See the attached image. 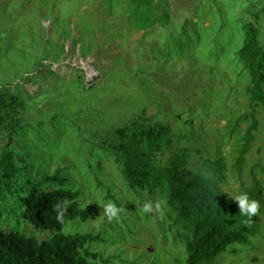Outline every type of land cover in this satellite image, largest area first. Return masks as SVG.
<instances>
[{"label": "rangeland", "instance_id": "374dc122", "mask_svg": "<svg viewBox=\"0 0 264 264\" xmlns=\"http://www.w3.org/2000/svg\"><path fill=\"white\" fill-rule=\"evenodd\" d=\"M98 2L0 0V87L6 83L22 96L44 91L43 98L30 101L27 113L35 115L51 106L50 95H61L69 119L81 123V131L70 125L61 128L52 151H42L36 144L34 152V165L43 171L68 168L72 185L83 188L85 205L94 209L89 222L72 223L68 230L99 234L95 248L110 264H185L180 227L174 226L173 213L160 192L137 198L117 163L108 158L97 167L114 195V200L108 199L105 184V189L99 187L85 167L91 131L101 133V140L104 130L110 132L131 119L132 109L141 108L151 123L170 124L176 139L182 133L176 143L188 150L189 168L211 175L219 160L221 186L228 195L233 198L254 189L249 196L261 204L253 217L257 233L250 246L231 245L234 250L223 252L220 264H264V104L250 97L251 75L235 59L244 22L255 26L264 50V0H151L148 8L138 11L117 5L110 12ZM165 11L170 12L168 18L161 17ZM147 18L155 23L152 27L146 26ZM200 18L202 24L188 32V20L195 23ZM178 28L184 32L176 41ZM169 36L174 41L168 39L167 47L160 48ZM52 47L54 52L63 47V54L50 66L42 65ZM217 48L222 50L220 57ZM52 56L43 61H53ZM117 68L123 74L115 76ZM35 71L39 72L33 80L24 79L26 72ZM92 84L98 86L89 95L84 87ZM65 90L67 95L62 94ZM195 103L205 105L206 115L187 123L183 110ZM121 108L125 109L119 115ZM253 117L258 128L240 161L244 133ZM96 154L92 161L101 158ZM145 200L160 202L161 211L142 213L139 205ZM110 201L120 208L118 219L108 220L103 212ZM9 220L6 212L0 221L13 225Z\"/></svg>", "mask_w": 264, "mask_h": 264}, {"label": "trees", "instance_id": "16d2710c", "mask_svg": "<svg viewBox=\"0 0 264 264\" xmlns=\"http://www.w3.org/2000/svg\"><path fill=\"white\" fill-rule=\"evenodd\" d=\"M98 1L106 12L117 5L134 6L135 11L151 5V0ZM261 12H264V6ZM169 16L170 12L166 11L161 15L164 18ZM188 22L187 30L192 32L202 24V18L195 23L192 20ZM145 24L152 27L155 23L147 18ZM240 31L243 34L242 45L235 52V59L251 75L252 85L247 88L250 97L264 104V50L251 22H244ZM181 32H184L183 28H178L174 37L176 41ZM168 39L174 41L169 36L159 44L160 48L163 49V45L167 47ZM62 48L56 52L52 51L54 47L50 48L43 56L42 65L50 66L58 61L64 52ZM217 50L215 54L220 57L222 50ZM49 54L53 55V61H43L49 58ZM51 71L54 72L53 69ZM38 72H26L24 79L33 80L34 73ZM119 73L123 74L122 68H117L114 75ZM97 86L92 84L84 89L91 95ZM62 94L68 93L65 90ZM43 97L44 91L37 96H22L6 83L0 87V220L6 212L9 213V221L13 220L11 226L0 221V264H110L103 252L95 248V243L101 239L99 234L68 230L72 223L89 222L94 210L92 206L85 205L83 188L72 185L73 178L69 176L68 168H57L48 173L40 165H34L36 144L42 151H52L62 136L61 128L70 125L77 131L82 129L81 123L69 119L61 95H50L54 102L42 114L27 113L30 101ZM205 108L204 104L195 103L183 110L187 114V123L205 116ZM124 109H119V115ZM130 117L110 132L104 130L101 140V133L91 131L93 137L89 139V159L85 167L99 187L105 189V184L107 198L114 200V195L110 185L100 177L97 167L100 161L112 158L125 184L137 198L156 192L165 197L173 213L172 222L180 227L178 233L184 245L185 264H220L221 254L234 250L231 245L250 246L257 233V225L253 217L249 219L239 213V206L223 190L221 162L215 161L211 175L198 173L188 166V150L177 146L176 140L182 139V133L176 139V132L170 124L161 121L151 123L141 108L132 109ZM174 117L180 118L177 113ZM257 128L258 120L253 117L244 133V149L238 160H242ZM78 133L88 139L85 133ZM96 153H100L101 158L92 161L98 155ZM61 213L62 219H58ZM2 225L6 227L2 228ZM28 227L31 232L27 231Z\"/></svg>", "mask_w": 264, "mask_h": 264}, {"label": "clouds", "instance_id": "9594fccd", "mask_svg": "<svg viewBox=\"0 0 264 264\" xmlns=\"http://www.w3.org/2000/svg\"><path fill=\"white\" fill-rule=\"evenodd\" d=\"M231 194V193H230ZM233 200L238 202L239 206V213L249 219H251L254 216H257L261 204L259 200L253 199L249 196L247 192H242L239 195H236L233 197ZM162 205L160 202L153 203L150 200H145L142 205H139L140 211L142 213H146L151 215L153 211L155 210L157 213L161 211ZM104 214L107 216L108 220H112L113 218H119L120 217V208L114 203V202H108L107 204L103 205ZM62 213L60 216H58V219H62Z\"/></svg>", "mask_w": 264, "mask_h": 264}, {"label": "built area", "instance_id": "2783aa9c", "mask_svg": "<svg viewBox=\"0 0 264 264\" xmlns=\"http://www.w3.org/2000/svg\"><path fill=\"white\" fill-rule=\"evenodd\" d=\"M90 71H91V70H90ZM90 71H89V72H90ZM90 76H92V73H90V74L88 75V77H90Z\"/></svg>", "mask_w": 264, "mask_h": 264}]
</instances>
